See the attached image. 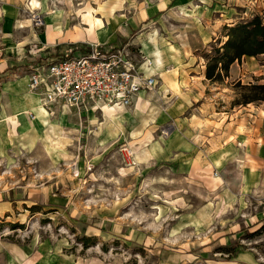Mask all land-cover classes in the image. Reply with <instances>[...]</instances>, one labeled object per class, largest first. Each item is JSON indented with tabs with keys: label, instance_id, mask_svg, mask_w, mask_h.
I'll return each mask as SVG.
<instances>
[{
	"label": "rangeland",
	"instance_id": "1",
	"mask_svg": "<svg viewBox=\"0 0 264 264\" xmlns=\"http://www.w3.org/2000/svg\"><path fill=\"white\" fill-rule=\"evenodd\" d=\"M165 1L0 0V264H264V103L234 102L238 81L264 78L244 65L223 84L206 80L203 55L217 39L189 57L191 85L170 100L165 73L147 70L155 93L145 108V96L122 108L124 121L104 126L117 108H29L40 100L29 77L43 63L96 44L140 54L143 33L177 30L169 18L183 16ZM260 1L238 22L263 16ZM80 11L91 12L86 26ZM144 115L152 120L134 138ZM225 149L236 158L214 166Z\"/></svg>",
	"mask_w": 264,
	"mask_h": 264
},
{
	"label": "built area",
	"instance_id": "2",
	"mask_svg": "<svg viewBox=\"0 0 264 264\" xmlns=\"http://www.w3.org/2000/svg\"><path fill=\"white\" fill-rule=\"evenodd\" d=\"M127 46L92 45L83 54H67L47 61L30 74V88L40 91L43 107L75 112L92 108L130 107L157 84L145 56ZM146 65V69H143Z\"/></svg>",
	"mask_w": 264,
	"mask_h": 264
},
{
	"label": "crops",
	"instance_id": "3",
	"mask_svg": "<svg viewBox=\"0 0 264 264\" xmlns=\"http://www.w3.org/2000/svg\"><path fill=\"white\" fill-rule=\"evenodd\" d=\"M255 1L256 0H167L165 1L164 5H166V7L168 5H174L175 6L174 10H176L177 14L183 16V18L180 16H178V18L177 17L169 18L173 21L172 24L179 25L177 27L178 29L175 30V28H172L171 30H166V38L162 40H160L159 37H154V35H151V37L148 39L149 41L147 42L146 49L144 43L139 37L140 40L139 43H137L138 49L136 50H139L140 53L145 54L146 57H148L147 53L150 51L151 55H154V57L156 58L157 66L153 64L154 68L152 67L150 69L149 68L146 69L147 67L145 65L142 68L146 69V71L153 69L158 73L161 72V76L165 73L163 75L164 85L161 88V90L163 88L170 89L171 94L169 95L168 100L172 99L174 96H177L181 91H184L186 89L187 84L191 85V81L187 79L188 64L186 62L188 61L189 57L193 54V52L199 50L200 48H203L205 44H208L213 39L218 40L219 37L217 36V34L218 33L221 34V31L225 26H231L236 24L242 18V16H244L242 14L248 13L246 9H243L241 11L239 9H242L243 7L246 6H247L246 8L250 9L253 7L252 5L255 6L256 4ZM190 4L196 5V7L193 8L191 12L192 14L195 15L185 16L190 14L187 12V9L190 8ZM258 4L264 5L261 1ZM213 10L216 11V13L220 14V19H218L219 21H213L211 17L213 14V12L211 11ZM200 14H203L206 20L200 19L201 16ZM207 18L209 21L207 20ZM220 38L221 40L227 39V37L225 36H222ZM168 39L171 40V43H169ZM187 41H189V44L193 47L190 51L188 49L190 48V46L188 47L187 46L188 44H186ZM94 42L97 41L94 40ZM98 42L100 43L101 41L98 40ZM114 47H119V46H114ZM127 47L130 48V44H127ZM244 65L245 66L249 65L252 69H254L253 70L254 73L257 72L260 75V77L264 78V55L258 57H244L241 60V62H235L231 66V70H230L231 77H234V74H237V67L241 68L242 66V68H244ZM167 67L169 68L168 70H166ZM146 93L147 92L141 93L137 102L140 100V97ZM229 132H232V129H230ZM261 154L263 155L264 158V145L261 148ZM235 158H236L235 152H231V150L225 149L223 151L219 150V153L216 152L212 161L214 166L217 167L222 163H227L228 161L234 160ZM244 161L245 159L240 162H244ZM254 173L255 172L253 170L248 172L246 176L247 179L253 176Z\"/></svg>",
	"mask_w": 264,
	"mask_h": 264
},
{
	"label": "trees",
	"instance_id": "4",
	"mask_svg": "<svg viewBox=\"0 0 264 264\" xmlns=\"http://www.w3.org/2000/svg\"><path fill=\"white\" fill-rule=\"evenodd\" d=\"M226 40L218 39L212 44L211 51L205 52V78L210 83L223 84L230 76L231 66L241 62L244 57L264 55V15L242 20L231 26H225ZM235 104L264 103V82L235 84Z\"/></svg>",
	"mask_w": 264,
	"mask_h": 264
},
{
	"label": "bare ground",
	"instance_id": "5",
	"mask_svg": "<svg viewBox=\"0 0 264 264\" xmlns=\"http://www.w3.org/2000/svg\"><path fill=\"white\" fill-rule=\"evenodd\" d=\"M71 1V0H70ZM72 3V2H71ZM77 6V5H76ZM72 7H73V5H72ZM33 8H35V7H33ZM77 8V7H76ZM74 11V10H73ZM71 12H72V10H71ZM179 12V11H178ZM63 13V12H62ZM80 13V15H79V17H81V19H80V25L81 26H86L88 23L87 22H91V12L89 11L88 13H83L82 11H80L79 12ZM177 13V12H176ZM73 14V13H72ZM63 15V14H62ZM172 15H174L173 13H172ZM68 16H70V15H68ZM66 17H64V19H65ZM59 19V18H58ZM65 21V20H64ZM74 21H75V19H74ZM62 22V21H61ZM70 23V22H69ZM16 28H24V27H27V26H31V21L30 20H17L16 21ZM147 26V25H146ZM60 30V29H59ZM148 30V29H147ZM150 37H151V35H150ZM140 38H141V40H142V42L144 43V46H145V49L147 48V42L149 41L148 40V34L147 33H143L141 36H140ZM130 42H132V41H130ZM129 42V43H130ZM133 43V42H132ZM142 50V49H141ZM147 52H148V49H147ZM151 55V52L149 51L148 53H147V55H148V57H147V59L149 60V62H150V65L154 68V66H153V64H155L154 63V61L151 59V57H150V55ZM157 62V61H156ZM157 65V64H156ZM154 87H152L146 94H144L143 96H145V101H144V103H143V108H145L146 106H145V104H146V101L147 100H150V99H152V96L154 95V93H155V91L153 90L152 91V89H153ZM143 96H141V97H143ZM140 97V98H141ZM35 101H36V104L34 105V106H32V105H30L29 106V108H32L33 107V109H36V110H39L41 113H43V114H45V115H49V113H48V111L43 107V105H42V102H41V100H38V99H35ZM104 108H106V107H104ZM113 108H117L115 111H111L109 114H107V113H105V122H104V126L106 127V125H108V124H110V123H112V115H115L116 117H115V119L116 120H119V121H124L125 120V117H124V110L122 109L123 107H113ZM151 108V107H150ZM32 109V110H33ZM67 110V109H66ZM38 111V112H39ZM62 112V111H61ZM149 112H150V110H149ZM62 116H64V115H68V113H65V114H61ZM57 116V115H56ZM154 117V116H153ZM48 120V119H47ZM152 119H151V117H149L148 115H147V117H145V115H144V117H143V119H142V123H141V125H139V127L138 128H136V129H134V131L132 132V136L134 137V138H136V137H139V136H143L144 135V128H145V126H147L148 124H149V122L151 121ZM118 121V122H119ZM141 121V120H140ZM120 123V122H119ZM29 124L30 125H34L33 123H31V122H29ZM53 124V123H52ZM102 124V123H101ZM101 124H98V126L100 127V128H104V127H102V125ZM53 125H55V126H62V125H60L58 122H55V124H53ZM122 126H123V124H121ZM94 126V125H93ZM120 127V126H119ZM119 130V128H116V131H118ZM63 131H65V132H67V134L68 133H74V134H77L78 133V131H79V129L78 128H75V127H72V126H67V127H65V129H63ZM98 131V130H97ZM64 137H65V141H70V137H68V136H66V135H64ZM63 137V138H64ZM119 137V136H118ZM117 137V138H118ZM63 142V141H62ZM111 142V141H110ZM35 140H32L31 142H30V144L29 145H26V148H28V149H32L33 148V146L35 145ZM70 143V142H69ZM240 157H242V153L240 154ZM127 170L128 171H131V170H133V167H131V165L127 168ZM226 204V203H225ZM228 205H229V203H228ZM222 207H224V206H222ZM221 209V208H220ZM226 209V208H225ZM228 209V208H227ZM219 211V210H218ZM221 212V211H220Z\"/></svg>",
	"mask_w": 264,
	"mask_h": 264
}]
</instances>
